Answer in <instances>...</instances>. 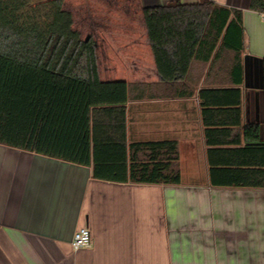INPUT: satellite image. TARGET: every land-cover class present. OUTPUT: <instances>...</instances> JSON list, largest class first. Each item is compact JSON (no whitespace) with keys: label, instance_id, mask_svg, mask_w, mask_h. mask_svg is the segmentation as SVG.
Listing matches in <instances>:
<instances>
[{"label":"crops","instance_id":"obj_1","mask_svg":"<svg viewBox=\"0 0 264 264\" xmlns=\"http://www.w3.org/2000/svg\"><path fill=\"white\" fill-rule=\"evenodd\" d=\"M211 1L242 13L233 50L162 83L144 9ZM104 82L144 83L129 143L176 142L179 184L96 180L93 169L0 145V264H264V13L252 0H65ZM89 228L90 248L72 241Z\"/></svg>","mask_w":264,"mask_h":264},{"label":"trees","instance_id":"obj_2","mask_svg":"<svg viewBox=\"0 0 264 264\" xmlns=\"http://www.w3.org/2000/svg\"><path fill=\"white\" fill-rule=\"evenodd\" d=\"M64 3L0 0V145L92 167L100 181L179 184L176 142L129 143L127 104L147 86L102 81L97 43ZM252 8L264 13V0ZM143 13L162 83L188 80L220 49L235 52L241 76V12L204 1Z\"/></svg>","mask_w":264,"mask_h":264},{"label":"built area","instance_id":"obj_3","mask_svg":"<svg viewBox=\"0 0 264 264\" xmlns=\"http://www.w3.org/2000/svg\"><path fill=\"white\" fill-rule=\"evenodd\" d=\"M92 244V236L89 228H82L79 230L72 241V247L74 251H79L81 249L90 248Z\"/></svg>","mask_w":264,"mask_h":264},{"label":"rangeland","instance_id":"obj_4","mask_svg":"<svg viewBox=\"0 0 264 264\" xmlns=\"http://www.w3.org/2000/svg\"><path fill=\"white\" fill-rule=\"evenodd\" d=\"M143 158V157H142Z\"/></svg>","mask_w":264,"mask_h":264},{"label":"water","instance_id":"obj_5","mask_svg":"<svg viewBox=\"0 0 264 264\" xmlns=\"http://www.w3.org/2000/svg\"><path fill=\"white\" fill-rule=\"evenodd\" d=\"M88 39V38H87Z\"/></svg>","mask_w":264,"mask_h":264}]
</instances>
